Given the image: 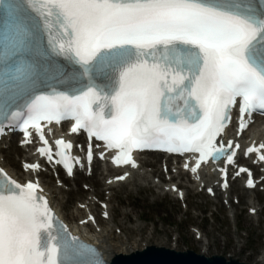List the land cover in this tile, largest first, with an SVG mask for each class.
I'll list each match as a JSON object with an SVG mask.
<instances>
[{"label": "snow or ice", "instance_id": "6c2138e0", "mask_svg": "<svg viewBox=\"0 0 264 264\" xmlns=\"http://www.w3.org/2000/svg\"><path fill=\"white\" fill-rule=\"evenodd\" d=\"M238 102L243 132L245 116L264 110V0H0V137L18 128L31 144L35 130L39 153L58 156L69 175L80 158L63 139L53 154L42 122L74 121L89 164L94 138L117 151L116 165L135 168V150H163L194 154L196 173L210 160L234 164L240 144L218 138ZM262 150L245 155L264 161ZM241 173L254 187L249 169ZM41 192L38 180L0 169V264H106Z\"/></svg>", "mask_w": 264, "mask_h": 264}, {"label": "rangeland", "instance_id": "374dc122", "mask_svg": "<svg viewBox=\"0 0 264 264\" xmlns=\"http://www.w3.org/2000/svg\"><path fill=\"white\" fill-rule=\"evenodd\" d=\"M150 195H151L150 191L143 190L139 195L128 196V199H125L124 198L125 195L121 194L118 196V200L122 202L123 206L128 207L130 209H134L133 211L135 213L142 214V217L146 219L147 223L148 222L156 223V224L163 223L164 225H169L170 228L177 225V220H178L177 214L180 213V210L176 208L168 199H159L154 203H152L150 201L151 200V197H149ZM205 210L209 211L210 207L207 206ZM225 222L227 221L223 222L222 227L227 226ZM188 223L195 224L194 221ZM188 223L185 222L184 223L185 225L183 227L187 226ZM238 225H239V230L248 232L250 234V238L246 241L247 243L246 247L254 249V247L258 246L257 241L259 240V238L256 236L257 231L254 230V227L250 226L247 228V225L242 217L238 218ZM209 227H210L209 225H205L203 228L207 230ZM158 230L159 227L157 228V232H159ZM169 233L170 232H168L167 234ZM187 246L195 251H197L198 249L197 247H194L191 244Z\"/></svg>", "mask_w": 264, "mask_h": 264}, {"label": "water", "instance_id": "95a60500", "mask_svg": "<svg viewBox=\"0 0 264 264\" xmlns=\"http://www.w3.org/2000/svg\"><path fill=\"white\" fill-rule=\"evenodd\" d=\"M114 264H227L221 258L206 260L193 254L168 252L163 249L149 248L143 253L130 257H118ZM228 264H237L231 262Z\"/></svg>", "mask_w": 264, "mask_h": 264}, {"label": "bare ground", "instance_id": "6f19581e", "mask_svg": "<svg viewBox=\"0 0 264 264\" xmlns=\"http://www.w3.org/2000/svg\"><path fill=\"white\" fill-rule=\"evenodd\" d=\"M155 157V156H153ZM147 166H150L148 164H145L144 168H146ZM49 187H52V185H49ZM53 188V187H52ZM120 188V190H119ZM126 188V191L124 190ZM147 188L146 186L144 188H142V185L141 183L139 182V180H132L130 183L126 184V185H121V186H118V188L115 190L116 192H119V191H123L121 193H124L126 194L127 196L129 195H137L139 194L143 189ZM129 189H131V191L128 193ZM149 189V187H148ZM78 191V190H77ZM79 192V191H78ZM255 194V196H257L258 194H256L255 192L253 193ZM151 197H154V198H157V196H153V195H150ZM116 201H113L112 202V205L113 203H115ZM63 208H66V206H63ZM123 209V208H122ZM122 214L126 217L127 215H129V212L128 210H122ZM125 217H123L125 219ZM135 218L137 219V222H135L132 230H129V232H141L142 230H144L142 224H140L138 221V219H140V214H137L135 215ZM123 220V219H122ZM235 221V220H234ZM120 224L123 225L124 222L123 221H120ZM234 224L236 225V221L234 222ZM124 229V232H125V228ZM126 235V233H125ZM96 238V240L101 244V246L105 249L106 251V257L109 259L110 257H112L113 255L115 254H118V253H123V247L125 246V243H117L115 245L112 244V241L111 239H109V236L108 235H102V236H94ZM152 237L150 236H146V239L149 241ZM136 240L134 243H128V244H131L133 246V248L137 249V250H140L142 248V245H141V242L139 245L136 244ZM239 243V241L237 242ZM150 243H147L146 241V245L149 246ZM201 247H208L207 245H204V244H200ZM158 246V245H157ZM120 247V248H119ZM208 249V248H206Z\"/></svg>", "mask_w": 264, "mask_h": 264}]
</instances>
